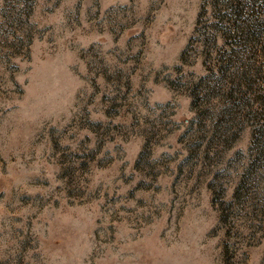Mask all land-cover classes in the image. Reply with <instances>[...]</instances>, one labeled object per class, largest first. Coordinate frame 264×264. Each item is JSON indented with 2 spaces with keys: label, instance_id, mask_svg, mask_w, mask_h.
Segmentation results:
<instances>
[{
  "label": "rangeland",
  "instance_id": "1",
  "mask_svg": "<svg viewBox=\"0 0 264 264\" xmlns=\"http://www.w3.org/2000/svg\"><path fill=\"white\" fill-rule=\"evenodd\" d=\"M0 264H264V0H0Z\"/></svg>",
  "mask_w": 264,
  "mask_h": 264
}]
</instances>
